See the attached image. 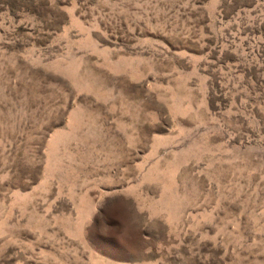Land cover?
<instances>
[{
    "label": "rangeland",
    "instance_id": "1",
    "mask_svg": "<svg viewBox=\"0 0 264 264\" xmlns=\"http://www.w3.org/2000/svg\"><path fill=\"white\" fill-rule=\"evenodd\" d=\"M0 264H264V0H0Z\"/></svg>",
    "mask_w": 264,
    "mask_h": 264
}]
</instances>
